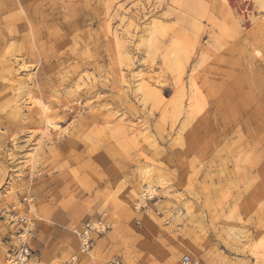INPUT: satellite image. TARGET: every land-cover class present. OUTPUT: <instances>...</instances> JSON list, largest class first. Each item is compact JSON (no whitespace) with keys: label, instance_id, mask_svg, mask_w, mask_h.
Returning a JSON list of instances; mask_svg holds the SVG:
<instances>
[{"label":"rangeland","instance_id":"1","mask_svg":"<svg viewBox=\"0 0 264 264\" xmlns=\"http://www.w3.org/2000/svg\"><path fill=\"white\" fill-rule=\"evenodd\" d=\"M185 256L264 264V0H0V264Z\"/></svg>","mask_w":264,"mask_h":264},{"label":"built area","instance_id":"2","mask_svg":"<svg viewBox=\"0 0 264 264\" xmlns=\"http://www.w3.org/2000/svg\"><path fill=\"white\" fill-rule=\"evenodd\" d=\"M31 251L29 249H25L24 252V258L25 259H29L31 257ZM111 264H119L118 260H113V262H111ZM182 264H192V259L190 256H185L183 258Z\"/></svg>","mask_w":264,"mask_h":264},{"label":"bare ground","instance_id":"3","mask_svg":"<svg viewBox=\"0 0 264 264\" xmlns=\"http://www.w3.org/2000/svg\"><path fill=\"white\" fill-rule=\"evenodd\" d=\"M36 105H37V102L35 103ZM40 106V108H42V105H39ZM47 124L48 125H52V123H50L49 121L47 122ZM103 156V155H102ZM104 157V156H103ZM151 195V194H150ZM83 245V244H82ZM22 255H18L17 256V258H19V259H21V261L23 262V261H25L26 259L25 258H23V257H21ZM24 259V260H23ZM182 261H183V258H182ZM182 261H181V263H182ZM12 262H14V261H12ZM14 264H18V263H14Z\"/></svg>","mask_w":264,"mask_h":264},{"label":"crops","instance_id":"4","mask_svg":"<svg viewBox=\"0 0 264 264\" xmlns=\"http://www.w3.org/2000/svg\"><path fill=\"white\" fill-rule=\"evenodd\" d=\"M110 206L112 207V210L116 207H120V204H110Z\"/></svg>","mask_w":264,"mask_h":264}]
</instances>
